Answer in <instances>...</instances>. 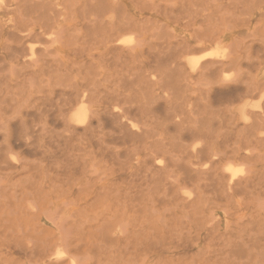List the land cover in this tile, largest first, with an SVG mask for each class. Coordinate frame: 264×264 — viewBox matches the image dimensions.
Segmentation results:
<instances>
[{"label": "bare ground", "instance_id": "1", "mask_svg": "<svg viewBox=\"0 0 264 264\" xmlns=\"http://www.w3.org/2000/svg\"><path fill=\"white\" fill-rule=\"evenodd\" d=\"M127 2L138 9L140 14H150L151 19L154 20L161 15L177 17L178 21H184L181 25L190 29L191 35L180 47L164 45L165 51L162 48V55H157L156 49L152 48L156 51L154 54L151 53L153 58L147 54L150 58L138 62L139 64L134 67L126 64L128 61L124 64V60L131 59L139 53L140 46L130 39H124L123 35L127 32H133L136 36L141 34L148 29L146 24L149 21L131 17L128 14ZM2 10L10 16L5 24L1 21ZM246 16L248 21L256 20L264 29V0H126V2L125 0H73L68 3L67 0H7L3 7L0 4V41L2 37H7L2 49L5 52L2 60L4 63L0 68L9 61L11 73L7 74L9 78L4 82V89L0 91V121H4V116L11 106L16 105L13 102H19V91H23L19 88L25 82L34 84L33 81L37 79L36 94H39L38 96H33L30 88L34 87L31 85L26 90L21 88L25 90L23 95L26 98V107L24 111L18 110L20 117L33 115L28 108H33L35 114L54 111L58 114L57 118L45 117V125L62 124L70 139L79 132L87 141L94 140L98 136V145L104 144L102 156H105V152H112L111 144L129 146L131 150L125 151L128 155L131 153L133 159L130 158L134 163L127 165L128 167H121V173L118 175H115V169L109 166L100 168L103 174L107 173L108 178L101 184L100 192L91 205L107 206L114 211L113 219L118 223L125 222L127 225L135 223L144 228L146 235H150L153 231L161 238L164 223L161 205L164 202L163 198L166 197L161 195H164L166 190L183 191L189 187L205 188L213 178L223 192L232 194L237 191V188L245 190L257 174L254 169L259 165L258 161L254 159L248 148L264 140L257 135V131L264 128V70L255 72L258 67L264 65V32L258 37L253 34L255 37L248 43L231 42L229 46H226L227 52H218V50L195 57L207 46L214 45L215 49H219L218 47L227 43L226 34L224 31L221 32V26L231 21L240 23V20H245ZM63 23H67L69 41L78 46L76 52L81 54L83 51L87 52L85 51L87 44L96 47H93V50L88 49L89 57L86 62H74L75 68H70L63 62L60 66L48 65L50 70L47 72L44 69L45 62L41 58L37 59V53H45L48 50L37 49L31 45V42L38 38V43L44 41L43 43L47 44L54 34L51 30ZM239 23L235 24L239 25ZM37 26L38 33L35 30ZM161 26H156L157 31L162 29ZM163 33L167 34L165 30ZM159 39L165 42V39ZM168 39L171 38L168 36ZM156 46L158 49L157 44ZM42 53H39V57L45 55ZM151 63H155L152 67L155 70H151L148 74V66ZM42 76H47V79L40 80ZM3 78L5 77L0 79L2 85ZM16 87L18 91H14ZM157 91L170 95L171 108L173 105L174 111L176 109L178 111L176 117H172L173 119L169 116L174 114H168V117L163 116L162 120L157 118L160 104V96L155 93ZM246 97H258L259 101L255 107L256 111L243 109L238 113L239 117L236 116L244 124V128L240 129L241 133L238 135L241 143L239 142V146L231 152H227V149L224 151V148L223 151L220 149L214 151L218 144L217 139L220 137L227 139L224 132H216L218 127L213 120L216 115L220 118L224 116L221 117L220 113L216 114V112L218 113V109L225 100L231 101L234 98L230 102L233 104L238 99ZM215 103L219 108H214ZM11 111L15 115L16 110ZM227 111L230 113V118L234 119L235 115L232 111L228 108ZM217 116L215 122L219 118ZM211 117L214 119L212 120ZM176 118L177 120L174 121ZM109 119H115L116 125L110 127L109 133H103ZM25 122L26 120L23 121ZM6 125H9V121L3 124V126ZM6 129L8 130V127ZM34 129L36 132V128ZM39 131L37 135L41 132ZM3 133L1 134L4 135ZM32 133H28L29 136ZM229 135L228 137H232L233 134ZM58 136L61 137V135ZM7 137L6 135L4 138L7 139ZM50 138L48 137V141H53L51 140L53 137ZM56 139L66 141L67 138L56 137ZM237 139L234 142H237ZM2 140H4L3 136ZM222 142L224 140H221L220 146H223ZM56 145L61 146L58 143ZM120 153L116 151L115 157L120 156ZM224 160L241 161L247 164L249 174L247 173L245 178H237L236 171L229 162L221 168V171H218V166ZM119 161L116 160V162ZM65 165L70 164H64V167ZM76 165L78 164L72 165L73 170L78 167ZM67 168L69 169L65 167ZM245 174L246 172L244 176ZM261 176L264 180V164ZM162 189L163 193H161ZM245 191L247 193V190ZM84 204H88V201L85 200ZM256 217L259 218V225L264 231V200L258 206ZM250 234L253 235V233Z\"/></svg>", "mask_w": 264, "mask_h": 264}, {"label": "rangeland", "instance_id": "2", "mask_svg": "<svg viewBox=\"0 0 264 264\" xmlns=\"http://www.w3.org/2000/svg\"><path fill=\"white\" fill-rule=\"evenodd\" d=\"M71 1L73 0H67V3ZM0 2L3 7L7 0H0ZM126 4L128 14L131 17L141 21L144 19L149 21L146 24V28L148 29H145L141 34H137L136 36L133 32H127L123 35L124 39H130L133 43L136 42L140 46L139 53L131 59L124 60V64L128 61L126 64L134 67L136 64L150 58L148 55L154 54L156 51L157 55H162L164 45L165 47H180L191 35L190 29L182 26L184 21H178L177 17L173 18L170 15H166V17L161 15L154 20L151 19L150 14H140L139 10L135 9L132 4L128 2ZM1 12V21L2 24H5L8 22L10 16L4 13V10ZM247 18L246 16L244 17L245 20H240L241 24L239 21L234 23L233 21L226 22L225 25L221 26V32L224 31L226 34L227 43L218 47L219 49H215L216 46L214 45L207 46L202 52H198L195 57L218 50V52H227L226 46H229L231 42L240 41L248 43L252 40L251 38L260 36L264 32L263 27L256 20L250 22ZM116 21L117 19L115 18ZM235 23H239V25ZM228 24L231 26L228 27ZM148 26H151L153 30ZM156 26H161L162 29L157 31ZM38 29L39 27L37 26L35 28L37 33L39 32ZM164 30L167 33L166 35L163 33ZM51 32L54 34L47 44L43 43L44 41L38 43V38L35 41L33 40L34 43L33 41L31 42V45L37 49L45 48L48 50L45 53H37V59L41 58L46 63L45 65L42 62L47 72L50 70L48 65L51 67L54 65L60 66L63 65V62L70 68H75L74 62H86L89 57L88 49L93 50L96 47L87 44L92 47L86 45L85 51L87 52L83 51V54L76 52L78 46L73 45L68 39L69 30L67 23L59 24ZM168 36L171 39H168ZM159 38L165 39V42L159 41ZM6 41L7 37H2L0 41V66L4 63L2 60L5 52L2 49ZM156 44L158 45V49ZM152 48H155L156 51ZM39 53L45 55L39 57ZM8 63L9 61L4 64L5 67L2 66L0 68V79L5 77L2 81L3 85L0 83V91L4 89V82L9 78V73H11ZM154 66L155 63H151L148 66V74L151 70H155V68H152ZM258 70H264V65L258 67L255 72ZM40 78V80H44L47 79V76ZM33 82L35 83L30 84L25 82L24 85H20L19 89L23 90L22 92L19 91L18 94L20 95V100L17 103L13 102L16 105L11 106L12 109L16 110L15 115L10 108L4 116V121H0V126L5 125L9 121L8 126L2 127H5V129L8 127V130L0 127L1 133L5 130L4 135L0 133V264H264V231L259 225V218L256 217L258 206L264 200V180L261 176L262 165L264 164V140L260 141V144H256V146L251 145L248 148L259 165L254 169L257 172L256 176L253 177L252 182L245 188L247 193L243 188H237V191L232 194L225 193L213 178L208 182L209 185L206 186L208 188L205 187L206 189L204 187L199 189L189 187L183 191L176 189L166 190V193L161 195L164 192L163 188L160 195L166 197L163 198L164 202L161 205L164 219L162 237L159 238L153 231H151L150 235H146L142 226H138L135 223H129L130 225L125 224V222L118 223L113 219L114 211L107 206L91 205L96 195L100 192L101 184L108 178L107 173L103 174L100 168L109 166L110 168H114L115 175H118L121 173V167H128L131 163H134L131 160V158L133 159L131 153L128 155V152L125 151L131 150V148L129 146L111 144L110 148H112V152H105V156H102L101 151H104V144L100 143L101 146L98 145V136L94 140L87 141L81 135V132H79L70 139L62 124L53 123L45 125V117L48 116L50 119L57 118L58 114L54 111L46 114H35L33 108H28V110L33 112V115L30 114L31 116L29 117L21 118L19 111L20 109L24 111L26 107V98H24L23 92L29 89L31 85V87H34L30 88L33 91V96L39 95L36 94L37 79ZM19 89L16 87L14 91H18ZM155 93L160 96L159 109L156 114L157 118L162 120L163 116L168 117V114H174L173 116H169L171 119L176 117L178 111L177 109L174 111L173 105L171 108L169 103L170 95L162 91ZM214 100L216 101V99ZM231 101L225 100V103L220 108L215 103L214 108H219L216 114L220 113L221 117L224 115L223 117L226 119L223 117L222 119L216 114L220 119L218 118L215 122V115V119L212 118L213 116L211 119H214L215 126L218 127L214 126L216 132H224V136L227 135V139L224 136L225 139L222 137L217 139L218 144L214 148V151H217V149L223 151L224 148V151L227 149V152H231V150L239 146L240 139L238 135L241 133L240 129L244 128V124L236 116L239 117L238 113L243 109L246 111H256L255 107L259 99L258 97H246L238 99L233 104L230 103ZM227 108L235 115L234 119L230 118ZM49 110H52V108ZM40 115L42 116L40 117ZM24 120H26L25 123H23ZM220 123L221 126H219ZM21 124L24 125L22 126ZM112 125H116L115 119L108 120L107 125L104 126L105 130L103 133H109ZM34 128H36V132ZM228 130L233 132V135L231 134L233 138L228 137L231 133ZM37 131L40 132L39 135H37ZM27 132L33 133L29 136ZM227 132L228 134H226ZM57 134L61 135V137ZM6 135L8 136L7 139L4 138ZM22 135L24 138H22ZM51 135H53L54 139ZM257 135L261 139H264V128L259 129ZM2 136L4 140H2ZM48 137H51L52 139H50L54 142L48 141ZM56 137L67 139L66 141H59ZM228 138L232 139L228 140ZM236 139L237 142H234ZM221 140H224L222 142L223 146H220ZM2 141L4 143L6 141V144ZM55 142L61 146H57ZM233 143L236 144L233 145ZM29 144L31 145L29 146ZM260 146L262 147L259 148ZM9 147L12 151L11 153L9 152ZM5 149H7V153ZM116 151L121 152L120 156L115 157ZM40 153H44L45 157ZM122 154L125 155L122 156ZM123 157L125 159H122ZM68 159L70 160L66 161ZM116 160L121 161L119 163ZM127 160L130 162L129 164ZM228 162L234 167L237 178H245L249 174V166L247 164L233 160H224L218 166V171H221V168L227 165ZM68 163L70 165H65V167H69V169H65L64 164ZM75 163L78 164L76 165L78 167L73 170L74 166L72 165ZM235 166L238 167L235 168ZM243 169H246L245 176ZM78 189L79 191H77ZM204 197H206V200ZM85 200L88 201V204H84ZM191 210L193 211L191 212ZM257 227L258 229H256ZM249 232L253 233V235ZM94 244L96 245L94 246Z\"/></svg>", "mask_w": 264, "mask_h": 264}]
</instances>
